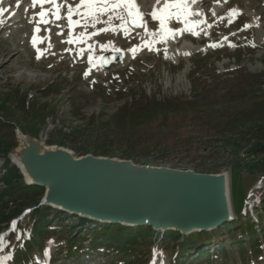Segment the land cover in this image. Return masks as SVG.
Listing matches in <instances>:
<instances>
[{"label": "rangeland", "instance_id": "374dc122", "mask_svg": "<svg viewBox=\"0 0 264 264\" xmlns=\"http://www.w3.org/2000/svg\"><path fill=\"white\" fill-rule=\"evenodd\" d=\"M20 2L18 0L17 3L13 2V5L2 4L3 13L16 16L18 20L17 12ZM217 4L223 8V13L215 16L212 21L202 15L201 35H195L198 38L205 37L206 44L197 45L187 40L183 41L182 47L173 48L172 52L158 48H153L152 51L139 50L135 58L133 54L125 56L116 52L122 54L120 57L123 58V63L113 65L111 69H103L99 66L100 62L95 65V61L98 59L100 61L104 55L120 51L119 43L130 41L131 38H125L122 31L117 34L109 32L93 36L96 40H93V37L87 39L91 42L84 50H90L87 60L91 58L94 63L83 65L81 50L80 54L75 56L65 49L54 50L56 43L72 38H60L58 42L51 41V35L59 36L63 33L61 26L41 28V31L44 30L46 34L39 41L42 40L47 45L43 49H36L33 46V40L29 39L27 47L24 44L28 32L38 33L37 28L30 27L29 20L16 21L17 25L15 24L13 29L0 35V49L6 46L14 49L17 43L16 48L21 53L22 60L20 64L18 61L16 64L12 61V64L0 68V103L3 102L7 107V109L0 107V147L3 152L0 154V178L6 164L3 156L15 146L13 132L16 126L25 134L48 143H57L65 137V147L75 151L82 147L83 141L91 143L94 138L108 131L112 132L114 126L111 117L117 109L133 99L138 101L144 91L150 98L155 97L157 101L169 98H190L192 96L190 77L194 65L202 67L205 75H212L215 78L233 71L237 72L236 70L261 76L258 80L261 85L257 91L260 95H264V47L257 48L259 45H264V0H219ZM233 10L240 15L234 18L230 16ZM6 19L3 17V20ZM101 19L106 20L104 17ZM233 19L234 22L229 23V20ZM102 25L100 28L107 26ZM246 26L250 27L246 28ZM147 29L148 32H156L150 31L148 27ZM212 30L216 32L215 37L211 36ZM41 31L39 29V32ZM148 32L138 36L141 40L138 44H129L125 49L141 47L144 39L152 36ZM210 45L219 46L213 48ZM105 46L107 50H104ZM78 62H81L80 66H77ZM89 72L90 74H87ZM170 117H176V119L170 118L166 126L155 124L133 129V131L136 130L138 137L162 136L167 140L165 146L152 150L148 165L172 167L177 164L185 169L193 168L197 172L205 168L211 171L215 169L230 171L231 176L233 174L232 198L237 219L244 223L251 221L254 224V234L242 237L239 233L237 238H233L226 231L213 233L208 242L212 243L211 248L215 250L216 255H220L219 258L214 259L213 264L226 262L228 264H264V215L263 204L260 205L264 201V164L261 163L259 168H253L257 159L252 156L248 158L241 153V160H239L227 151L218 150L219 145L211 135L207 136L209 141L203 139L200 143L188 142L186 137L194 130L189 126L183 127L181 117L186 116ZM73 131H82L83 140L78 141L73 137L71 135ZM205 141L208 142L205 143ZM116 146L117 144L108 143L106 148L111 149ZM139 148H145V144L139 145ZM206 148L209 150L205 151ZM88 154L101 156L99 150ZM116 154L114 157L121 158L120 152ZM108 157L113 156L108 155ZM5 189H8V185L0 182V195ZM43 194L44 190L37 196H43ZM17 196L4 197L3 200L0 196V219L4 212L10 215L18 208L21 210L19 215L0 225V236L13 228L17 234L14 241L15 249L4 250L0 243V264H17V245L20 243V236L19 227L15 222H22L23 226L28 224L29 214H31L29 212L35 208V203L32 202L36 194L31 195L30 201L28 197L19 200ZM54 212L49 214L52 215ZM76 223V218L52 220L47 225L49 234L46 242L40 244L39 240L35 251L30 252L31 255L25 248H22L20 252L26 250L25 255L29 256L31 261L29 264H44V261L45 264H208L198 259L196 252L199 249L197 248L184 254V258H180L177 242L172 239L154 243L151 248L141 244V252L135 255V260L129 253L118 258L116 255L112 257L114 248L108 251L102 248L100 250L102 252L97 250L94 255L81 251L75 252L73 257L66 258L68 248H64L63 245L68 241L63 240L60 233L69 230ZM252 237L259 239L260 248L256 253L252 251L249 244H239L244 241L248 243ZM83 239L78 246L82 249L89 247L90 242H93L90 236ZM209 254L212 256L213 252ZM10 255L13 261H9ZM97 255L99 258H95ZM87 256L95 259H87Z\"/></svg>", "mask_w": 264, "mask_h": 264}, {"label": "trees", "instance_id": "16d2710c", "mask_svg": "<svg viewBox=\"0 0 264 264\" xmlns=\"http://www.w3.org/2000/svg\"><path fill=\"white\" fill-rule=\"evenodd\" d=\"M202 71V67L194 65L192 76L190 77L192 84V96L190 98H169L164 101H157L155 97L150 98L144 91L138 101L133 99L117 109L111 117L112 125L114 126L112 132L108 131L94 138L91 143L83 141L82 147L75 149V151L86 155L99 150L101 156L111 155L113 157L120 152L122 159H130L137 164L146 165L149 164L148 160L152 150L165 146L167 140L162 136L138 137L136 130L133 131V129L155 124L166 126L170 118L176 119V117L170 116L183 115L186 116L181 117L183 119V127L189 126L194 130L186 137L188 142L195 141V143H200L203 139L208 140L209 137L207 136L211 135L215 139L216 144L219 145L217 147L218 150L227 151L239 160H241V153H244L248 158L251 156L255 157L257 160L253 168H259L261 163L264 164V95H260L257 91V88L261 85V82L258 81L261 76L250 75L243 73L241 70H236L237 72L233 71L215 78L212 75H205ZM0 107L7 109L3 102L0 103ZM71 135L78 141L83 140L82 131H73ZM208 141H205V143ZM108 143H114L117 146L107 149ZM49 144H58L65 147V137L57 143L49 142ZM141 144H145V148L140 149L139 145ZM204 150L207 151L209 148ZM9 151L3 156L6 164L0 178V182L7 184L8 189H5L0 196L3 200L4 197L13 198L18 195L19 200L28 197L30 201L31 195L36 194L32 202L35 203V208L29 214L28 224L23 226L22 222L19 223V232L22 238L21 244L30 253L34 251L39 240L40 244L46 241L49 234L47 225L51 220L58 219V221H61L65 218V214L54 212L47 207H39V202L43 196L37 195L43 190L24 185L19 170L15 166H11L10 161L7 159ZM1 153L3 152L0 147ZM260 157L262 158L260 159ZM176 166L174 165V167ZM199 172L218 173L220 171L216 169L211 171L205 168ZM262 204L264 215V201ZM50 212H54V214L51 215L49 214ZM20 213V208L10 215L4 212L0 219V225L10 221ZM50 216L52 217L50 218ZM90 223L92 221L87 219H78L75 229L61 231L60 234L63 240L68 241L64 243V247L68 248L67 258L73 255V250L82 242L81 238H86L87 236H90L95 243L101 241L103 242L102 244H109V246L114 247L120 252L116 256L129 253L132 255V259L135 260V255L141 252V244L151 248L154 243L164 242L167 239L177 242L176 246L182 253L195 248H200L201 252H204L206 249L204 242H208L211 238L210 236L213 235L203 233L183 237L178 232H167L166 234L158 235L150 227L133 229L120 225L105 224L89 228ZM253 228L254 224H251V221L244 223L241 220H237L232 224L225 225L222 228V232L226 231L233 238H237L239 233L242 237L245 235L253 236ZM83 230L86 231L83 233ZM75 234L77 235L74 236ZM15 236V233H9L1 239V244L5 250L10 249ZM257 242L258 239L252 237L248 243L244 241L239 244H249L252 251L256 253L259 248ZM27 258H21L20 255L17 261L19 264H27L29 263Z\"/></svg>", "mask_w": 264, "mask_h": 264}, {"label": "water", "instance_id": "95a60500", "mask_svg": "<svg viewBox=\"0 0 264 264\" xmlns=\"http://www.w3.org/2000/svg\"><path fill=\"white\" fill-rule=\"evenodd\" d=\"M107 54L103 67L119 62ZM8 159L25 186L44 189L39 206L101 224L183 236L208 233L235 220L231 174L137 164L119 157L79 155L16 127Z\"/></svg>", "mask_w": 264, "mask_h": 264}, {"label": "bare ground", "instance_id": "6f19581e", "mask_svg": "<svg viewBox=\"0 0 264 264\" xmlns=\"http://www.w3.org/2000/svg\"><path fill=\"white\" fill-rule=\"evenodd\" d=\"M12 1L17 3L18 0H12ZM20 1L21 2H20V4H18L19 9L17 12V15L19 16L18 20H16V18H15L16 16L15 17L13 15L10 16L9 13H7V14L3 13L4 14L3 16L0 15V35L2 33L4 34V32H6L8 30L13 29L14 25L17 23L16 21L24 22L25 20H29V24H30L29 26L30 27L38 28V29H40V31H41V28L42 29L49 28V27L57 28V27L61 26L60 29L63 30V35H59V36L58 35H51V41L52 42H58V40H60V38L66 39V38H68V36H72V35H73V39H75L78 35L85 32V29L80 28V27L75 28L74 31H70V27H69L67 19H61L59 21H56L55 17L52 15L54 8L50 4H49V7H51V8H49L47 10V12L49 14L48 19L51 21H54V23H48V24L41 23L40 22V13L45 11V6H44V8H41L38 5L36 7H33L32 0H20ZM218 1L219 0H199V2L192 5V9L194 11L199 12L202 15H204L207 20L212 21V20H214L215 16L221 15L223 13V8L217 4ZM13 2H11V0H3L2 4L13 5L12 4ZM60 3L62 5H68V6L76 7L79 3V0H67V3H62L60 1ZM2 4H0V8H1ZM138 4H139L141 12L144 14V19L147 22V27L152 32L156 31L155 32L156 35H152L150 37H147V39H144L143 43L141 44L142 50L148 49L147 47H143L145 42L150 44L152 46V48H155V49L158 48V49H161L163 51H170V52L174 51L173 48L181 46L183 41H187V40L189 42H191L193 44H197V45H203V44L207 43V39L205 37L202 36V37L198 38L197 36L192 35L189 32H183L182 35L177 36L175 39H168L167 42H160L161 41V30H160L159 21H154L152 19L151 14L157 8V6H159L162 9L164 7L163 3L161 2L159 5H157V0H138ZM41 9H43V10H41ZM81 10L83 11V9H81ZM35 12H37V14H34ZM213 13H215V15ZM60 14L63 17H67V15H68L67 8L66 7L61 8ZM202 15L190 17V19L193 22H200L199 27H197L195 29V31L198 32L199 35H201V26H203L202 25L203 22L201 21ZM3 17H6L7 19L3 20ZM104 18L107 19L106 16ZM78 19H80V17L73 16V20H78ZM112 23H113V25H120L121 21L115 20ZM101 25L102 24H98L95 28L89 27L86 31H87V33L94 32L95 30L99 29L101 27ZM168 27L173 29V30H182L185 27V25L183 23H177L175 20H170L168 22ZM29 30H27V31H29ZM133 31H134V33L131 32V35H129L127 37V39L131 38L130 41L119 43V48L121 50L120 51H114L113 53L120 52L125 56L126 55L129 56L132 54L131 49L126 50L125 48H127L129 46V44H138L141 41L138 36L142 35V34H146V31L144 28H135V29H133ZM45 34L46 33L44 30H42L41 32H38V33H35L34 31L28 32L27 37H26V42L24 45L27 47L29 45V39L33 40L34 38H37V41H38L39 38H42ZM211 36L212 37L216 36L215 30H212ZM93 40H96V37H93ZM90 42L91 41H89V40H86L83 43L59 42V43H56V45H54L55 46L54 50L57 51L60 49H65V50L71 51L72 54L75 56V55L80 54V50L81 49L84 50V48ZM16 44H15L14 49H9V48H7V46L3 49H0V68L3 66H6V65L12 64V61L15 62V64L17 61L19 62V64L22 62V60L20 58L21 53L19 52L18 48H16ZM46 45H47V43H45V42L41 43L38 41L36 46H34V47H36V49H40V48L43 49ZM263 47H264V45L257 46L258 49L263 48ZM184 50L182 51V53L184 52ZM89 53H90L89 49H87V50L85 49L83 51V54H82L83 56L81 58L83 61L82 62L83 65L90 64L89 61L87 60ZM122 54H121V56H122ZM174 54L176 55L177 52ZM179 54H180V52H179ZM98 62H99V59H98V61H95V65H97ZM119 63L120 64L123 63L122 57L119 59L118 64ZM80 65H81V62H78L77 66H80Z\"/></svg>", "mask_w": 264, "mask_h": 264}, {"label": "snow or ice", "instance_id": "6c2138e0", "mask_svg": "<svg viewBox=\"0 0 264 264\" xmlns=\"http://www.w3.org/2000/svg\"><path fill=\"white\" fill-rule=\"evenodd\" d=\"M3 0H0L2 4ZM163 3L164 7L161 9L159 6L151 14L154 21H159L160 30H161V41L167 42L168 39H175L177 36L182 35L183 32H189L192 35H199L195 31L199 27L200 22H193L190 17L202 15L199 12H196L192 9V5L199 2V0H157V5ZM33 7L37 5L41 8H44L46 4L53 6L54 11L52 15L55 17L56 21L61 19H67L70 31H74L75 28L80 27L85 29L84 33H81L75 39L70 38L65 41L66 43H83L87 39H91L93 36L100 35L102 33L107 34L109 32L117 34L118 32H123L125 38L131 35V32L135 28H144L146 32L147 22L144 19V14L141 12L138 0H79V3L76 7L62 5L60 0H32ZM67 8L68 15L67 17L61 16V8ZM83 9V11L81 10ZM215 15V13H213ZM0 15H3V9L0 8ZM48 12L44 11L40 13V22L44 24L54 23L48 19ZM240 15L236 10H233L230 13V16L233 18ZM73 16H78L80 19L73 20ZM107 17L106 20L101 19L102 17ZM121 21L120 25H113V21ZM170 20H175L177 23H183L185 27L182 30H173L168 27V22ZM206 22V21H205ZM234 22L229 20V23ZM98 24H105L106 27L97 29L94 33H87L89 27L95 28ZM211 27V25H209ZM250 27V26H246ZM39 32V29H36ZM149 35H156L155 33L148 32ZM63 35V33H60ZM227 39V38H226ZM37 38H34L32 43L33 46L37 44ZM43 43V41H39ZM51 47V45H49ZM219 45H210V47H218ZM235 46V45H230ZM143 47H147L149 51L154 50L150 44L145 42ZM91 48V46H90ZM107 50V46L105 49ZM139 50H142V47L137 46L131 49L133 58ZM39 51V50H38ZM81 49V54L83 53ZM119 51V50H117ZM39 58V56H38ZM167 58V57H166ZM103 60V58H101ZM89 63H94L90 58ZM100 67L103 66L101 63ZM87 74H90L87 73Z\"/></svg>", "mask_w": 264, "mask_h": 264}]
</instances>
